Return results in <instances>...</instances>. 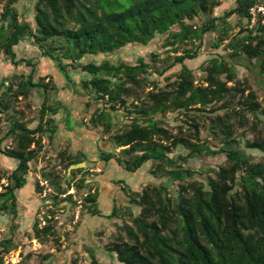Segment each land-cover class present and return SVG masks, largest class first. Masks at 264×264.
<instances>
[{"label": "trees", "instance_id": "obj_1", "mask_svg": "<svg viewBox=\"0 0 264 264\" xmlns=\"http://www.w3.org/2000/svg\"><path fill=\"white\" fill-rule=\"evenodd\" d=\"M15 1L4 0L0 11V52L17 64L13 46L27 35L42 49L43 56L54 59L52 53L60 50L64 61L60 59L59 64L87 73L82 80L84 87L108 104V110H119L128 118L124 128L106 139L120 150L101 152L100 159H114L130 172L150 162V174L164 180L149 182L140 191L130 188L129 204L124 208L114 204L108 212L110 217L122 219L114 241L104 245L116 259L115 264H264V106L256 92L249 85L245 87V80L238 79L235 68L236 59H256L264 77V13L258 11L253 17L250 12L264 0H234L233 7L222 15L214 13L221 0H36L34 28L18 20L12 6ZM232 15L238 17L235 33L228 21ZM208 32L216 33L211 46H223L224 53L217 52L201 64L202 82L196 84L186 60L197 57V48ZM159 34L166 35L160 46L166 51L168 46L174 51L184 47L181 54L164 58L154 49L148 52L151 62H158L153 66L158 75L180 65L166 89L136 94L151 68L142 58L133 64L107 59L98 63L93 58L113 54L128 44L146 46ZM20 60L31 65L29 60ZM44 77L35 82L30 73L18 83L3 82L0 112L10 110L17 96L26 98L31 88L53 89L51 77L47 81ZM217 103L220 105L213 107ZM55 110L43 103L33 128L13 114L6 117L9 124L5 135L15 144L3 147L0 142V154L17 160V164L11 169L0 167V181L7 180L6 185L0 183V212L10 211L16 217V193L27 182L31 161L44 147L43 135L49 133L52 139L55 125L45 115ZM174 111H184L189 117L191 133H172L162 126L161 117ZM188 111L208 112L206 116L200 114L206 118L205 125L196 121L198 114L188 115ZM96 119L103 121L106 132L110 131L107 111L94 112L89 120L95 125ZM201 128L210 132L213 142L200 138ZM247 129L255 130L251 139L244 137ZM177 146L186 153L171 155ZM247 149L258 150L262 156L255 157ZM69 151V145L58 151L66 168L85 161L84 155L74 156ZM218 154L224 156L225 163L214 169L213 175L198 179L196 174L203 172L193 169L189 160ZM84 170L71 169L70 181ZM41 176L55 191L49 194L53 203L61 199L76 204L71 195H59L72 186L78 191L88 185L86 177H79L72 185L70 181L62 183L52 171H42ZM167 182H175L174 188ZM41 190L36 183L35 191ZM97 199L96 190L83 195L81 213L103 215ZM32 232L41 242L56 235L53 218L45 216L41 226L35 219ZM13 247L11 238L0 240V264ZM90 256L91 264H95L93 252Z\"/></svg>", "mask_w": 264, "mask_h": 264}, {"label": "rangeland", "instance_id": "obj_2", "mask_svg": "<svg viewBox=\"0 0 264 264\" xmlns=\"http://www.w3.org/2000/svg\"><path fill=\"white\" fill-rule=\"evenodd\" d=\"M35 1L16 0L12 4L18 14V20L20 22H27L33 28L34 22L32 16ZM3 4L4 0H0V11ZM233 5L234 0H221V5L214 9V13L216 15H222L225 10L232 8ZM261 5L264 6V4ZM228 21L234 27L232 33L237 32L239 29V26L236 24L238 17L232 15ZM1 22L0 19V24ZM245 22V20L242 21V23ZM3 23L5 25L6 22L4 21ZM252 25L253 20L248 27L250 28ZM165 36V34L157 35L146 46L128 44L113 54L98 55L93 58L98 63L107 59L112 63L122 61L128 64H133L138 58H142L145 62L151 64V68L144 74L146 77L144 84L136 94L143 96L150 89H166L169 83L175 79L174 74L179 70L180 65L176 64L163 75H158L153 69L155 63L158 62H151L148 52L154 49L160 53V58H164L167 55L174 56L181 54L184 47L180 45L174 51L168 46V50L166 51L165 48L160 47ZM215 37V32L205 33L202 46L199 49L197 48V57L186 60V65L193 71L194 83L196 84L202 82L201 77L203 72L200 69L201 64L217 52L224 53L223 46L217 49L211 46ZM59 40L64 44L63 38ZM64 48L66 51L67 47ZM13 50L15 52L14 59L18 61L17 64H12L11 58L0 52V85L3 82L7 84L13 80L18 83L22 78H26L31 73L32 80L35 82L39 80L40 76H45L44 81H47L51 77L50 80L53 82V89L45 87L31 88L26 98L17 96L10 110L0 112L1 145L3 147H11L15 144L11 136L5 135L9 124L6 121V117L10 114H13L19 121L25 122L30 128L38 124L40 108L43 103H46V106H51L53 110L56 109L57 112L65 109V115L64 119L61 118V121L59 120L60 122L58 123L59 133L56 132L55 135L57 140L54 139L53 133L52 139L49 137V133H45L42 137L44 147L37 154V157L31 161L27 182L16 193V217L14 218V215L10 211L7 213L0 212V240L3 238H11L14 244V247L4 255L3 262L4 264H91L90 254L93 252L96 257L95 264H115L117 263L116 259L105 251L104 245L114 241L115 235L118 233L117 225L122 223V219L121 217H110L108 212L111 211V207L114 204L116 206H122V208L129 204V197L132 196L130 188L140 191L149 182H164V180H156L150 174V162L143 164L136 171L130 172L120 166L114 159H110L109 161L100 159L101 152H118L120 147L115 148L110 140H106L109 134L105 133V131L102 132L100 125H93L90 120H87L90 119L94 111L92 102L87 100V98L85 99V97L82 102L80 100L78 102L72 101V95L66 89L62 90V86L68 87L71 84L68 83L69 85L67 86L66 84L61 85L59 82V76H61V81L63 82L66 74L68 76L74 74V82L78 84L82 78L88 77L87 73L82 72L80 69H73L71 66L59 64L60 59L64 61V58L60 57V50L52 53V56L55 57L54 59L43 56L42 49L34 44L32 38L28 35L24 36L17 45L13 46ZM20 59H24L25 61L29 60L31 65H28ZM235 63L238 79L240 81L245 80L243 82L245 87L249 85L256 92L257 99L264 106V77L259 74L256 59H252L250 62L246 58H239L235 60ZM227 84L232 85L233 83L228 82ZM66 94L68 95L66 101L61 100V96L65 97ZM83 94L86 95V92ZM126 98L128 101L131 100V96ZM88 103L90 105L86 106ZM219 105L220 103H217L213 107ZM206 110H208V107H206ZM218 112L221 114L224 110H219ZM110 113L113 122L128 120L123 114L120 115L122 112L119 110H111ZM49 114L50 111H47L45 117L49 116ZM187 114H198L196 121L203 126L206 123L204 116L209 115L208 112L201 113L198 111H188ZM116 115H119L120 119L116 120ZM161 118L162 126L172 133H191L189 129H193L190 126L191 120L186 116L184 111L168 112ZM122 128L123 126L114 129L113 132L121 130ZM258 128H261V124L258 125ZM254 131L251 129L245 130L244 137L251 139L255 136ZM199 136L202 140L206 139L208 142H213V139H211L212 136L207 129L201 128ZM70 140L72 143V147L69 148L71 153L74 156L84 155L86 162L85 170L76 173L73 178L76 181L79 177H86L88 185L78 191L72 186L65 192L67 196L71 195L72 199L76 201V204L65 203L61 199L53 203L49 198V194H55V191L51 187L49 180L43 178L41 173L42 171H52L53 174L61 177L62 183L70 181V174L68 175L67 172L69 166L66 168L64 164L60 163L58 157V151L67 147ZM246 151L258 158L262 156V153L255 149H247ZM178 153L185 154L186 150L181 146H177L171 155L175 156ZM224 163L225 158L222 154L201 156L190 159L188 162L193 169L203 172L202 174H196L198 179L204 178L205 175H213L214 169H217L219 165ZM16 164L17 160L0 154V167L11 169ZM75 181L70 182L73 185ZM41 182H44V184L41 185ZM0 183L6 185L7 180L3 178ZM36 183L42 187L39 193L35 191ZM167 183L170 184V182ZM170 186L174 188L175 182H172ZM89 190H96L98 192L97 204L98 208L104 213L103 215L92 216L87 213H81L79 206L81 197ZM0 191H3L1 186ZM59 196L60 198L65 197L61 194ZM133 209L137 210V208ZM105 215L108 217H104ZM45 216L48 218L51 216L53 218L56 235L48 236L46 240L41 242L34 237L32 224L35 219H38L39 226L43 225ZM124 220L131 223L127 217ZM121 234L124 236L122 231ZM87 248L92 251H89Z\"/></svg>", "mask_w": 264, "mask_h": 264}, {"label": "flooded vegetation", "instance_id": "obj_3", "mask_svg": "<svg viewBox=\"0 0 264 264\" xmlns=\"http://www.w3.org/2000/svg\"><path fill=\"white\" fill-rule=\"evenodd\" d=\"M73 75L74 74H72V75H70V77H68V76H66L65 75V80L63 79V83L64 84H67V83H69V84H71V85H69L68 87H64V86H62L63 88H62V90H65L66 89V91L67 92H69L71 95H72V98H71V100L72 101H76V102H78L79 100H80V102H82V101H84L83 99H84V97H85V99L87 98V100H89L90 102H92V104L94 105V111H93V113L94 112H96V113H100V111L101 110H104V111H107L108 112V114H109V116H110V131H108V132H106L105 131V127H104V125H103V121L102 120H98V119H96V125L98 124V126L100 125L101 126V131L102 132H104L105 131V133H107V134H110V133H114L113 132V130L114 129H117V128H120L121 126H123V128L125 127V124L127 123V121H124V120H119V122H113L112 121V116H111V113H110V111L111 110H108V108H107V106L106 105H108V104H105V103H103V100L102 99H100V98H97L96 97V93L95 92H92V90H88V89H86L85 87H84V85H83V83H82V80L83 79H85V78H82L81 80H80V82H81V87L85 90V91H81V88L80 87H78V85H77V83H75L74 81H75V79L73 78ZM151 90V89H150ZM84 92H86V95H84L83 93ZM68 93V94H69ZM82 95V96H81ZM67 94L65 95V97L63 96H61V100H64V101H66V99H67ZM69 104V103H68ZM90 104L88 103V104H86V106H89ZM69 106V105H68ZM106 107V108H105ZM92 113V114H93ZM64 115H65V109H62V111H59V112H57L56 110L53 112V113H50L49 114V118H50V120L53 122V124L55 125V129H54V131H53V133L56 131V132H58L59 133V122L61 121L60 119L61 118H63L64 119ZM120 115H122V113L120 114ZM119 116V115H118ZM117 115L115 116V119L117 120V119H120V116L118 117ZM85 119H87L86 117H84ZM60 120V121H59ZM88 121H89V119H87ZM52 125V124H51ZM58 129V130H57ZM100 131V130H99ZM108 137V136H107ZM104 142H106V141H104ZM71 140H70V143H68V145H69V148H71L72 146H71Z\"/></svg>", "mask_w": 264, "mask_h": 264}, {"label": "water", "instance_id": "obj_4", "mask_svg": "<svg viewBox=\"0 0 264 264\" xmlns=\"http://www.w3.org/2000/svg\"><path fill=\"white\" fill-rule=\"evenodd\" d=\"M59 82H60V84L61 85H63L64 83L61 81V76H59ZM65 85V84H64ZM67 86L69 85L68 83L66 84ZM78 87H80L81 88V91H85L82 87H81V82H79L78 84ZM53 135H54V139H56L57 140V138L55 137V135H56V131L53 133ZM86 166V162L85 161H83V162H80V163H76V164H71V165H69V167H68V175L70 174V170L71 169H76V168H80V167H85Z\"/></svg>", "mask_w": 264, "mask_h": 264}, {"label": "built area", "instance_id": "obj_5", "mask_svg": "<svg viewBox=\"0 0 264 264\" xmlns=\"http://www.w3.org/2000/svg\"><path fill=\"white\" fill-rule=\"evenodd\" d=\"M255 11H259L260 13H264V6L263 5H258L257 7H253V8H251L250 9V12L252 13V15H253V17H254V15H255ZM90 170H93V169H90ZM45 182V181H44ZM44 182H41V185H43L44 184ZM63 197L64 196H66V193H63V194H61Z\"/></svg>", "mask_w": 264, "mask_h": 264}, {"label": "crops", "instance_id": "obj_6", "mask_svg": "<svg viewBox=\"0 0 264 264\" xmlns=\"http://www.w3.org/2000/svg\"><path fill=\"white\" fill-rule=\"evenodd\" d=\"M107 143V142H106Z\"/></svg>", "mask_w": 264, "mask_h": 264}]
</instances>
